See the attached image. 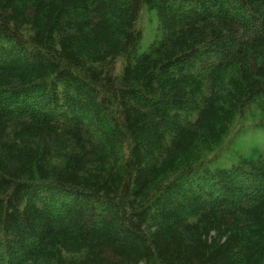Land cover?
<instances>
[{"label": "trees", "instance_id": "trees-1", "mask_svg": "<svg viewBox=\"0 0 264 264\" xmlns=\"http://www.w3.org/2000/svg\"><path fill=\"white\" fill-rule=\"evenodd\" d=\"M0 264H264V0H0Z\"/></svg>", "mask_w": 264, "mask_h": 264}, {"label": "rangeland", "instance_id": "rangeland-1", "mask_svg": "<svg viewBox=\"0 0 264 264\" xmlns=\"http://www.w3.org/2000/svg\"><path fill=\"white\" fill-rule=\"evenodd\" d=\"M139 27L140 29L142 28L144 31V40H143L142 49L146 50V48L148 47V45L151 43L152 40L151 36L149 35L151 32L149 31L150 29L152 30L154 28L152 17L147 13V11L142 12L141 18L139 20ZM250 125L252 124L249 122V119L247 118L241 117L237 120L235 127L231 132L230 137L226 140L223 146L224 153L228 154L226 150L230 152L233 146L234 147L237 146V144H239L242 140L245 139L243 137V130ZM249 141L251 144H255V142L251 141V139H249ZM243 144L244 146H248L246 143ZM246 149L248 148L246 147Z\"/></svg>", "mask_w": 264, "mask_h": 264}]
</instances>
